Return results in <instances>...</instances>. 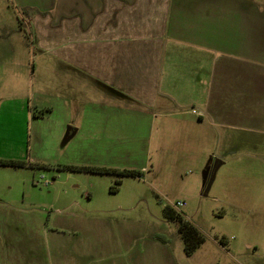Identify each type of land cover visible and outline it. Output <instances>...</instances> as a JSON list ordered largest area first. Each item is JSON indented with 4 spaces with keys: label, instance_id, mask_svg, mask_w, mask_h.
<instances>
[{
    "label": "rangeland",
    "instance_id": "rangeland-1",
    "mask_svg": "<svg viewBox=\"0 0 264 264\" xmlns=\"http://www.w3.org/2000/svg\"><path fill=\"white\" fill-rule=\"evenodd\" d=\"M30 15L17 0H0V158L27 162L0 165V264H9L11 256L16 264L36 262L31 248L43 247L47 227L83 234L77 239L83 254L126 251L132 244L144 251L146 263L163 253L173 256L171 264H264V137H247L243 130L226 136L220 128L209 144L205 134L184 145L183 134L153 131L146 113L121 114L122 129H115L118 121L77 131L58 109L54 52L46 47L52 42L44 40L56 34L34 31ZM207 22L206 29H216L215 21ZM258 23L263 26L264 19ZM216 42L220 53L233 47L232 54L249 44L244 38ZM250 45L256 51L264 42ZM219 58L220 91L239 112L251 59ZM67 165L137 169L143 175L73 171ZM179 201L184 204L177 206ZM166 205L206 237L190 256Z\"/></svg>",
    "mask_w": 264,
    "mask_h": 264
},
{
    "label": "crops",
    "instance_id": "crops-1",
    "mask_svg": "<svg viewBox=\"0 0 264 264\" xmlns=\"http://www.w3.org/2000/svg\"><path fill=\"white\" fill-rule=\"evenodd\" d=\"M17 3L31 12L34 31L48 29L56 34L44 40L52 42L46 47L54 52L58 109L66 112L67 124L77 131L81 127L107 128L108 122L112 127L118 121L115 129H122L121 114L146 113L151 117L153 131L158 127L160 132L174 130L183 134L184 145L192 146L205 134L209 144L212 137L220 134V128L226 129V136L243 130L249 134L247 137H264V47L254 51L250 45L256 40L264 42V23H258L264 19V0ZM208 20L216 22V29L204 27ZM195 22L201 24L194 25ZM224 37L237 41L244 38L249 44L236 54H232L233 47L230 52L220 53L223 47L216 41ZM240 54H246L252 66L248 67L249 84L241 94L238 112L234 103L226 99L227 92L220 91V68L224 64H219V56L232 59ZM252 106L258 107L254 113L250 112ZM47 233L43 247L31 248V254L38 255L31 264L172 263L169 258L173 256L163 253L157 261L146 263L144 251H136L131 243L126 251L83 254L77 243L83 234H66L49 227ZM93 237L99 239L100 235ZM16 261L11 256L7 262Z\"/></svg>",
    "mask_w": 264,
    "mask_h": 264
},
{
    "label": "trees",
    "instance_id": "trees-1",
    "mask_svg": "<svg viewBox=\"0 0 264 264\" xmlns=\"http://www.w3.org/2000/svg\"><path fill=\"white\" fill-rule=\"evenodd\" d=\"M0 165L2 166H16L23 167L27 165L26 161L16 160V159H1ZM68 170L73 171H86V172H94V173H103V174H118L120 177L132 175L141 177L143 173L138 171L137 169H123L113 167H103V166H80V165H70L66 166ZM115 189V188H114ZM164 211L166 215L171 220L179 221V232L183 237V241L185 244L186 253L190 256L195 250L204 242L206 239L204 233L200 230V228L193 223V221L189 220L186 216L178 213L172 206L166 205L164 207ZM165 238H162V241H165Z\"/></svg>",
    "mask_w": 264,
    "mask_h": 264
},
{
    "label": "built area",
    "instance_id": "built-area-1",
    "mask_svg": "<svg viewBox=\"0 0 264 264\" xmlns=\"http://www.w3.org/2000/svg\"><path fill=\"white\" fill-rule=\"evenodd\" d=\"M183 204H184L183 202H180V201H179L176 205H177V206H182Z\"/></svg>",
    "mask_w": 264,
    "mask_h": 264
}]
</instances>
